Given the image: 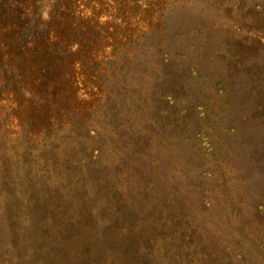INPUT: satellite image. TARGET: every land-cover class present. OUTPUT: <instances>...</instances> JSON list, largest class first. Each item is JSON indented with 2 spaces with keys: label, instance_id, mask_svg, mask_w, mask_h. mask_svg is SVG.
Wrapping results in <instances>:
<instances>
[{
  "label": "rangeland",
  "instance_id": "374dc122",
  "mask_svg": "<svg viewBox=\"0 0 264 264\" xmlns=\"http://www.w3.org/2000/svg\"><path fill=\"white\" fill-rule=\"evenodd\" d=\"M215 1H180L166 15L163 30L139 47L140 57L129 69L130 73H123L128 83L126 90L120 92L119 105L123 104L117 109L124 115V124L112 129L114 135L110 140L116 143L106 158L111 172L110 185L115 188L112 191L115 203L110 202V208L99 211L108 199L93 189L84 192V196L94 195L89 201L91 211L105 213L108 209L111 212L114 207V212L119 213L122 208L128 243L133 245L132 250L148 252L147 264H264V116L258 112V104L253 103V100L256 103L258 99L263 100L264 85L254 72L248 77L242 68L245 64L251 73V66L264 67V47L257 57L245 63L233 57L224 45L228 37L224 33L230 31L231 23L223 10H228L229 6L225 2L222 8L216 7ZM242 24L240 22L239 27ZM256 32L260 33L257 29ZM234 39L233 43L230 39L232 46L237 40L248 41L238 35ZM227 47L230 48L228 42ZM188 109L190 112L184 114ZM191 109H196L194 114ZM201 115L207 116L211 126H204ZM128 127L133 128L134 133L129 134L131 128ZM204 127L208 129L205 132L217 131L226 136V147L214 159L201 155L197 147L192 149L195 142L190 139L200 134ZM139 132L143 140L136 139ZM63 137L70 140L69 135ZM148 138L156 145L146 147ZM100 141L93 140L99 144L98 148L103 144ZM130 144L137 152L124 157L120 148ZM50 151L48 156L55 163L45 172L36 168L33 172L38 177L18 167L17 161L14 162L16 175L13 168L5 176L3 168L0 169V217L3 219L0 260L3 264H32L34 257L40 258L28 254L24 244L19 245L10 238L17 240L19 235L28 239L30 233L36 236L44 231L55 238L52 235L55 222L59 224L61 219H66L56 214L66 216L68 201L58 191L50 196L40 181L45 180L49 187L55 185L61 191L60 184H67L66 180L77 172L64 167L63 163L64 160L72 163L73 151L66 154L57 148ZM57 158H61V162H57ZM4 177L7 184L3 182ZM77 180L82 184L87 179L82 176ZM135 184L133 189L131 185ZM148 185L157 191L148 193ZM92 186L99 189L98 183ZM15 191L18 194L14 195ZM43 194L44 198L37 200ZM53 200L59 202L58 207ZM163 200L171 203L174 213L170 211L167 219L157 224L171 227L176 222L178 231L164 228L163 236H168L171 242L150 246L142 234H147L155 225L150 220L157 217V207L165 209ZM42 210L50 214V220L45 226L34 228L39 221L36 216ZM132 211L145 217L142 230L140 224L143 223L139 224ZM182 229L195 232L194 240L197 239V245L202 247L200 253L194 251V242L179 235ZM116 231L117 235L122 229ZM41 239L51 244L48 236ZM53 244L57 245L56 241ZM162 246H169L170 250L180 248L181 253L170 257L154 253L155 256L151 250ZM44 247L49 250L47 242ZM25 258L24 263L19 262ZM71 259L72 255L64 254L44 260V264H73ZM37 264L42 263L39 260Z\"/></svg>",
  "mask_w": 264,
  "mask_h": 264
},
{
  "label": "trees",
  "instance_id": "16d2710c",
  "mask_svg": "<svg viewBox=\"0 0 264 264\" xmlns=\"http://www.w3.org/2000/svg\"><path fill=\"white\" fill-rule=\"evenodd\" d=\"M180 1L0 0V169L3 168L5 176L13 168L16 175L14 162L17 161L18 167L37 176L33 172L36 168L45 172L54 165L55 161L48 156V151L57 148L63 154L73 151L72 163L66 160L63 163L64 167L77 171L73 178H69L72 180H66L67 184H60L61 191L55 185L49 187L45 180L40 181L41 187L48 190L50 196L58 194V191L68 201L66 216L56 214L66 219H61L59 224L55 222L52 234L55 238L45 231L37 233V237L30 233L28 239H22L18 234L17 240H14L16 237L10 238L12 242L24 244L28 254L40 257H34L32 264H37L39 260L44 264V260L60 258L64 254L73 256V264H147L148 252L136 248L132 250L133 245L128 243L122 208L119 213L114 212V207L111 212L106 209V214L99 211L115 203L112 194L115 188L110 185L111 172L106 158L116 143L110 140V136L114 135L112 129L124 124V115L117 109L123 104L119 105L122 100L120 92L126 90L128 83L123 79V73H130L129 69L140 57L139 47L150 36L163 30L166 15ZM219 1L213 5L222 8L226 2L231 8L223 10L231 23L230 27L225 25L230 30L224 33L228 36L224 43L226 49L233 57L243 59V63L251 57H257L264 47V0H221L220 4ZM181 20L184 23V19ZM240 22L243 24L239 27ZM256 29L260 31L259 34ZM236 35L248 41L237 40L238 43L232 46L230 39L233 43ZM243 65V71L248 77H252L254 72L264 85V67L251 66L252 72L249 73L248 67ZM254 83L251 82L253 86ZM257 102L253 100L256 106L258 104V112L264 116V98ZM191 111L194 114L196 109ZM188 112L189 109L184 110V114ZM201 117L204 126H211L206 115ZM133 130L131 128L129 134L134 133ZM206 130L204 127L200 134L190 139L195 142L192 149L197 147L201 155L214 159L226 147V136L221 132ZM65 135L70 136L69 141L65 140ZM140 136L139 132L136 139L143 140ZM96 138L103 141H100L103 143L100 148L98 143L93 142ZM146 143V147L156 145L151 138ZM120 151L125 154L124 157L137 152L131 144L123 146ZM222 157L221 154L220 160ZM56 161L61 162V158ZM82 176L88 181L81 184L77 179ZM3 182L7 184V178L4 177ZM97 183L99 189L93 188L92 185ZM136 186L131 185L133 189ZM89 189L102 193L108 199L106 206L102 205L99 211L90 210L89 201L94 195L88 193L84 196V192ZM147 190L148 193L157 191L149 185ZM40 197L44 198V194L38 196L37 200ZM144 197L147 198V194ZM164 202L165 209L157 207V217L150 220L155 225L147 234H142L150 246L171 242L168 236H163L166 231L164 228L178 231L176 222L171 227L158 226L163 218L167 219L170 211L174 213L171 203L168 200ZM53 203L58 207L59 202L53 200ZM132 212L139 224L143 223L140 224L143 225L140 227L142 230L146 223L145 217ZM36 219L40 222L36 221L34 228L45 226L50 220V214L42 210ZM127 221L129 223V219ZM2 223L0 217V225ZM117 229H122V232L116 235ZM180 231L179 235L186 241L194 242V251L200 253L202 247L197 245V239L194 240L195 232ZM8 236L11 237L9 231ZM44 236H48L49 241L52 239L51 244L41 239ZM46 242L49 250L43 248ZM151 251L168 257L181 253L180 248L170 250L169 246ZM112 257L116 260L111 261ZM25 260L19 262L24 263Z\"/></svg>",
  "mask_w": 264,
  "mask_h": 264
}]
</instances>
